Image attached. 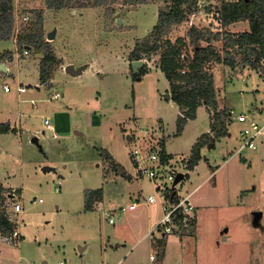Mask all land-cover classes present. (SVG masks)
Returning a JSON list of instances; mask_svg holds the SVG:
<instances>
[{
  "label": "rangeland",
  "instance_id": "obj_1",
  "mask_svg": "<svg viewBox=\"0 0 264 264\" xmlns=\"http://www.w3.org/2000/svg\"><path fill=\"white\" fill-rule=\"evenodd\" d=\"M173 1L110 0L106 6H92L95 0H64L61 6H49L45 0H12L14 24L9 38L37 21L45 41L55 31L48 42L60 63L52 71L50 86H39L36 66L27 62L28 57L23 61L14 45L0 42V52L9 49L14 55L13 75L2 82L12 90L16 82L39 86L35 108L26 104L31 117L25 128L33 132H24L23 140L17 133L0 138V183L7 187L3 198L13 195L12 203L22 208L19 214L10 213L20 241L11 246L0 236L4 251L0 264H264V151L236 152L242 127L232 118L227 124L231 136L220 142L209 141L213 134L206 133L203 118L198 124L189 121L178 132V108L158 69L161 50L142 53L139 70L144 68L146 74L139 80L132 78L130 52L156 24L160 9L167 11ZM219 1L199 0L201 13L172 26L162 40L175 43L184 38L182 51L191 56L185 36L192 26L234 36L247 31V22L219 25L214 13ZM24 16L29 17L27 22ZM201 44L208 45L204 40ZM212 46L221 61L226 59L230 50L224 49V39ZM231 53L236 59L233 67L214 56L206 66L216 104L206 107L207 111L214 118L218 111L231 108L232 117L248 113L261 119L264 82L255 83L253 76L244 77L245 82L243 76L237 77L243 70L242 57ZM67 62L83 69L82 73H66L61 66ZM255 88L258 91H252ZM0 93L1 103L14 95V91L5 95L2 89ZM55 93L59 94L56 100L52 98ZM94 112L101 119L100 127L90 124ZM46 117L52 126L56 118L61 128L71 121L73 130L54 139L44 129ZM34 137L37 143L31 142ZM161 141L171 159L188 165L194 148L199 154L196 167H188L174 187L177 197L192 192L193 232L184 231L183 235L192 232L190 240L184 244L183 236L182 246H169L163 262L152 255L147 233L155 221L150 213L160 203L146 202L151 194L160 201L161 192L154 188L157 181L137 173L132 160L139 147H153L161 153ZM45 167L51 170L43 171ZM95 189L103 190V205L95 202L91 210H85V192ZM132 202L140 203L134 212L128 210ZM110 211L113 224L108 223ZM257 212L260 217L254 222Z\"/></svg>",
  "mask_w": 264,
  "mask_h": 264
},
{
  "label": "trees",
  "instance_id": "obj_2",
  "mask_svg": "<svg viewBox=\"0 0 264 264\" xmlns=\"http://www.w3.org/2000/svg\"><path fill=\"white\" fill-rule=\"evenodd\" d=\"M56 0H45L49 6H61ZM110 0H95L92 6H106ZM167 1V0H163ZM198 0H176L167 7V11L160 9L158 20L152 27L142 42L137 44L129 54V60H141V54L154 53L160 51L158 60V69L164 75L170 88V98L177 105L179 110L177 128L178 132L183 130L186 122L195 117L196 109L204 105L207 108H215L214 90L212 76L206 71V66L212 56L217 61H221L213 50V42L224 39V49L226 59L221 62L229 67L235 65V56L231 53L236 51L241 55V67L249 68L257 72L264 78V0H221L215 6L214 13L217 15V22L222 28L237 22H247L248 30L236 36L228 33H213L211 27H190L186 33V39L191 46L192 55L182 49L185 46V39L178 38L175 43L170 40H162L167 36L174 25H179L187 20V17L196 13L199 8ZM12 0H0V39H6L11 35L14 24L12 13ZM208 12L212 10L211 6L206 8ZM31 12V11H29ZM111 17L110 11L107 12V20ZM40 33L39 22H34L28 30L16 31V51L23 52L25 48L32 49L35 53L41 54L39 63V74L41 83L48 82L51 79L54 67L60 63L49 44ZM202 40L208 43L207 46L201 44ZM29 51V50H28ZM11 55L10 52L0 53V63L4 58ZM186 57V59H184ZM146 74L144 68L138 70L132 75L133 80ZM231 116L227 110L218 111L210 125L213 138L217 139L228 134L227 124L231 121ZM13 132L7 125H0V134ZM210 135V134H209ZM213 140V141H214ZM163 146V143H161ZM162 157L165 155L162 152ZM199 159L198 151L194 148L192 157L189 160V167L196 165ZM4 189L0 185V236L11 235L16 230L14 221L9 220L6 211V204L12 203V197L9 200L3 198ZM103 197L102 189L87 190L84 195V209L91 210L95 202H99ZM170 195L166 194L169 199ZM173 201L175 196L172 197ZM192 226L185 229L186 231ZM191 231V230H190ZM189 231V232H190ZM20 236H18V240ZM155 248V258L162 260L164 257L165 239L153 238Z\"/></svg>",
  "mask_w": 264,
  "mask_h": 264
},
{
  "label": "built area",
  "instance_id": "obj_3",
  "mask_svg": "<svg viewBox=\"0 0 264 264\" xmlns=\"http://www.w3.org/2000/svg\"><path fill=\"white\" fill-rule=\"evenodd\" d=\"M197 6L198 8L201 6L199 0ZM199 13H201L200 10L191 15L195 18L197 17L196 14ZM28 19V16L22 17L23 22H27ZM22 54H28V49L25 48ZM3 89L6 92L9 91L8 86H3ZM53 97L56 99L59 97V94H55ZM231 118L242 127L239 132L241 144L236 152L238 153L244 149L255 150L259 140L264 139V115L261 119H256L248 113H240ZM44 124L46 129L53 135L52 127L49 124L48 119L44 121ZM132 160L135 163L137 173L140 176L154 180V182L157 181V184L154 185V187L161 192L160 199L163 207V216L154 227L153 232L150 233V236L153 237L154 234H156V237L154 238H163L166 240L170 235H183V232L186 231L185 229L192 226V212L194 206L190 200V194L184 197H177L174 190L175 186L173 187L172 185L170 187L168 184L173 183L178 173H182L184 176V174H186L185 172H188V164L186 161L167 157L163 158L160 150L153 147H150L147 150H144L141 147L135 149L132 154ZM166 194L170 195L169 199L166 198ZM173 196H175L176 201L172 200ZM146 202L149 204L156 202L155 195H149L146 198ZM12 204L5 205L7 211L6 215H8L9 220L14 221L10 213L14 215L19 214L22 212V208L19 203ZM138 204V202L131 203L128 206V210L131 211L136 209ZM108 222L113 224L114 218L109 217ZM18 236L17 230H15L11 235L3 236L1 240L7 244H17Z\"/></svg>",
  "mask_w": 264,
  "mask_h": 264
},
{
  "label": "crops",
  "instance_id": "obj_4",
  "mask_svg": "<svg viewBox=\"0 0 264 264\" xmlns=\"http://www.w3.org/2000/svg\"><path fill=\"white\" fill-rule=\"evenodd\" d=\"M14 36V35H13ZM10 39H13L14 40V42H15V44H14V42H13V40H10ZM47 39V38H46ZM12 41V42H11ZM0 42H7V43H11L12 45H16V38L15 37H13V38H6V39H0ZM28 49V48H27ZM15 50H16V46H15ZM29 51H28V54H26V55H23V54H21V56L20 57H23L22 59H24L25 57H28V59H27V62L28 63H33V65H35L36 66V69H37V71H38V81H37V84H39V86H50V80L48 81V82H44V83H41V81H40V74H39V63H40V59L37 57V55H39L40 56V54L39 53H34V51H32V49H28ZM4 52H10L11 53V55H9V56H7L6 58H4L3 60H2V62L0 63V64H3V66L5 67V71H3V70H1L0 69V83L3 81V79L5 78V76H12L13 75V73H12V71H11V69H12V67H13V65H14V55H13V53H12V51L11 50H9V49H4V50H2L0 53H4ZM35 55V57H37L38 59H35V60H33V59H31L28 55ZM35 57H33V58H35ZM23 61H25V59L23 60ZM18 64H19V61H18ZM67 65H71V63H69V62H67V63H65V64H62V66L61 67H66ZM74 68V67H73ZM75 69V68H74ZM83 70V69H82ZM82 70H81V73H82ZM80 73V74H81ZM79 74V75H80ZM243 76V77H242ZM246 76H253L255 79H254V81H255V83H259V82H264V78L263 77H260V75L257 73V72H255V71H253V70H251V69H249V68H247V67H245V68H243V70H240L239 72H238V75H237V77H242V81H246L245 79H244V77H246ZM39 82V83H38ZM17 84H15V86H14V89L12 90V89H9V91H4V89H3V86H8V84L6 83V82H2L1 84H0V89H2V91H3V94H10L12 91H14V95H12V96H9L8 97V99H6L5 100V102L4 103H1L0 102V125H7L8 127H10V129H13V132L12 131H10V132H7V133H4V134H0V138L1 137H3V136H7V135H9V134H15V133H17L19 136H20V139L21 140H23V133L24 132H33V131H31V130H28V129H26L25 127H26V123L28 122V119L31 117V109H30V107H28L26 104L27 103H29V104H32V106H33V108H35V105H33L34 103V95H35V89H39V86H37V84L35 85V84H26V83H22V82H16ZM252 91H258V88H255V89H252ZM1 94V93H0ZM55 94H57V93H55ZM54 94V95H55ZM5 95H4V97H5ZM53 95V96H54ZM54 100H56V99H58L59 97H57L56 99L54 98V97H52ZM1 101V100H0ZM232 109L231 108H229V109H227V112H228V115L229 116H231L232 117V115L231 114H233L232 112ZM261 112L260 113H263L262 111H263V109L261 108V110H260ZM178 112H179V110H178ZM70 118V117H69ZM134 118V117H133ZM201 118H203V123H206L207 125V128H206V133L207 134H211V128H210V125H211V122H212V118L210 117V114L208 113V111H207V108L204 106V105H202V106H199L197 109H196V112H195V117L193 118V119H191V120H188L187 122H186V124L189 122V121H192V122H194L195 124L197 123H199L200 121H201ZM46 119H48V122H49V124L51 125V127H52V131H54L55 133H53V135H55V136H53L52 135V138H54V139H56L57 138V135L56 134H59L60 133V135H62V136H67L68 134L67 133H69V131H72L73 130V127H72V124H71V121H69L67 124H65V126L63 127V128H61L62 127V125H60L59 123H57V121H56V118H54V126H52V124L50 123V119L48 118V117H46L44 120H43V124H44V121L46 120ZM90 119V118H89ZM237 123V122H236ZM90 124L93 126V127H95V126H97V127H100V125L102 124V122H101V119L99 118V116L94 112L93 113V116H92V118H91V120H90ZM185 124V125H186ZM45 125V124H44ZM241 126V125H240ZM44 129H46V126L44 127ZM47 130V129H46ZM227 130H228V128H227ZM76 131V130H75ZM183 131V130H182ZM76 135H81V133H79L78 131H76V132H74ZM79 133V134H78ZM33 135V134H32ZM231 135L228 133L226 136H222V137H219V138H217V139H215V141L216 142H220V141H222V140H224L226 137H230ZM130 137H128V139H129ZM263 141L261 142V144H259V142H258V144H257V148L255 149V150H257L258 148H260V150L261 151H264V139H262ZM164 142V141H163ZM162 141H161V143H163ZM164 145H165V143H163V146L160 144V147H161V151L163 152V154L165 155V157H167V158H173L171 155H169L168 153L166 154V152H164ZM212 147V146H211ZM162 152H161V155H162ZM10 155V154H9ZM8 155V156H9ZM108 159V161H109V158H107ZM189 167V166H188ZM196 167V166H195ZM194 167V168H195ZM114 168H115V166H114ZM119 175H122V174H119ZM128 179H132V177L131 176H129V177H127ZM1 184V183H0ZM1 186H2V188L4 189V188H7L6 186H4L3 184H1ZM12 188V187H11ZM155 188V187H154ZM197 188V187H196ZM14 190V189H13ZM196 189H194L193 191H195ZM191 195H192V192L190 193V199H191ZM11 197H13V195H11ZM101 201H103V197H102V199L98 202L99 203V205H103V203L101 202ZM156 202H159L160 203V206L159 207H156V209H153V211L150 213V216L151 217H153V215L155 216V217H153V220H155L154 222H153V226H150L149 225V227H148V239H149V246H150V249H152V255L153 256H155V248H154V239L152 238H150L151 236H150V233H152L153 231H152V229L156 226V224L158 223V221L162 218L161 216H160V211L161 212H163V207H162V202H161V199H160V201H158V200H156ZM156 202H154V203H156ZM192 202V201H191ZM133 203V202H132ZM228 205V203L227 204H225V206H227ZM140 206V203L138 204V206L136 207V209L138 208ZM136 209H134V210H131V212H134V211H136ZM125 209H123V210H121V211H124ZM159 211V212H158ZM109 212V211H108ZM112 214H113V212H111L110 211V214H109V216H108V218L109 217H113L112 216ZM109 223V222H108ZM110 224V223H109ZM193 226H194V221H193ZM17 230V229H16ZM192 232H193V228H192ZM192 232H191V234H189V235H171L170 237H168L167 239H166V241H165V247H164V257H163V259H162V262L166 259V257H167V251H168V247L169 246H173V245H175V247H176V245H180V246H182V244H181V240H182V237L183 236H185V239L183 238V240H186L185 241V243L184 244H187V239H189L190 240V236L192 235ZM17 233H18V235L20 236V233L18 232V230H17ZM1 238V237H0ZM18 241H20V239L18 240ZM191 242V241H190ZM11 246H13L12 244H11ZM119 245H117V247H118ZM180 248H182V247H180ZM83 249H81V251H82ZM2 255H4V251H2L1 249H0V258H2ZM6 257V256H5ZM5 259V258H4ZM1 262V261H0Z\"/></svg>",
  "mask_w": 264,
  "mask_h": 264
},
{
  "label": "water",
  "instance_id": "obj_5",
  "mask_svg": "<svg viewBox=\"0 0 264 264\" xmlns=\"http://www.w3.org/2000/svg\"><path fill=\"white\" fill-rule=\"evenodd\" d=\"M135 3V1H134ZM47 40L48 41H51L54 39L55 37V31H52L50 33L47 34ZM131 67H132V72L133 73H137L138 70H139V67L142 65V61L141 60H137V61H132L130 63ZM0 69L5 71V67L3 66V64H0ZM81 68H77V69H74L72 65H67L65 67V72L72 75V76H76V75H79L81 73ZM139 80V78H137ZM169 98V94H166V99ZM79 134V133H78ZM32 143H37L38 142V139L36 137L32 138L31 140ZM212 145H210L211 147ZM51 170L50 168L48 167H45L43 168V171H49ZM119 173L121 174L122 173V170L120 169L119 170ZM183 178V174L182 173H178L177 176L175 177L174 181H173V187ZM260 217V213L257 212V213H254V222H256Z\"/></svg>",
  "mask_w": 264,
  "mask_h": 264
}]
</instances>
